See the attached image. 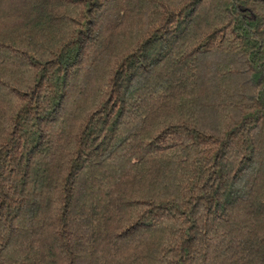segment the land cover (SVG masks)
<instances>
[{
	"label": "trees",
	"instance_id": "trees-1",
	"mask_svg": "<svg viewBox=\"0 0 264 264\" xmlns=\"http://www.w3.org/2000/svg\"><path fill=\"white\" fill-rule=\"evenodd\" d=\"M0 264H264V0H0Z\"/></svg>",
	"mask_w": 264,
	"mask_h": 264
}]
</instances>
